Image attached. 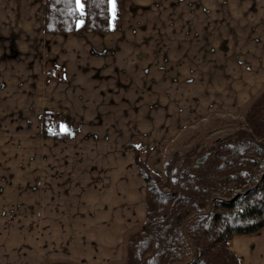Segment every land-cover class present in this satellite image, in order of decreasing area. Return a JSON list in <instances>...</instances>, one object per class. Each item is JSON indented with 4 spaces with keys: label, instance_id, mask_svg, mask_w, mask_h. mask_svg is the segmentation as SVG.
<instances>
[{
    "label": "crops",
    "instance_id": "0c3cea01",
    "mask_svg": "<svg viewBox=\"0 0 264 264\" xmlns=\"http://www.w3.org/2000/svg\"><path fill=\"white\" fill-rule=\"evenodd\" d=\"M151 4L157 0H116L109 34H86L78 22L63 36L44 33L45 0H0V264L122 262L125 235L145 220L146 195L125 146L160 173L164 148L182 129L236 110L252 94L238 105L219 100L246 96L256 71L232 73L227 62L204 68L191 85L173 82L177 70L165 68L180 54L182 17L141 9ZM251 45L243 55L256 65ZM228 73L244 87L226 88ZM46 112L68 139L42 137ZM228 248L239 264H264V229L232 238Z\"/></svg>",
    "mask_w": 264,
    "mask_h": 264
},
{
    "label": "trees",
    "instance_id": "16d2710c",
    "mask_svg": "<svg viewBox=\"0 0 264 264\" xmlns=\"http://www.w3.org/2000/svg\"><path fill=\"white\" fill-rule=\"evenodd\" d=\"M83 11L74 0H45V34H73L78 22L86 34L110 32L109 0H86ZM53 120L43 114L42 137L68 139ZM244 124L208 147L173 152L159 174L135 146H125L146 186L145 220L125 235L123 260L115 264H239L228 242L264 229V86L247 104ZM206 153V162L192 168Z\"/></svg>",
    "mask_w": 264,
    "mask_h": 264
},
{
    "label": "rangeland",
    "instance_id": "374dc122",
    "mask_svg": "<svg viewBox=\"0 0 264 264\" xmlns=\"http://www.w3.org/2000/svg\"><path fill=\"white\" fill-rule=\"evenodd\" d=\"M141 9L144 12L149 10L153 11L157 16H162V12L164 11H167L165 15L171 12H177L178 15L175 18L178 17L179 19L182 17V32H180L178 28L175 33L176 40L179 43L176 49L180 54L175 64L172 63V65H168L171 66V68H165L166 72H172L174 68L177 70V74L175 73L172 79L173 82L178 80L177 82L180 83L181 79H183L184 83L191 85V83L195 81L198 82V80L201 79L200 77L202 73H204V68L206 69L205 71L208 70L209 66L211 69L222 68L223 70L226 62L233 67L229 68L232 69V73L236 69H241L247 73H253L256 69L254 75L250 79L245 80L248 83L247 86L245 85L247 89V91H245L246 96L238 95L232 98L234 96L230 97L227 94L225 97H219V100L222 102L228 104L233 102L235 105H238L252 93L245 103L236 110L226 109L207 114L192 125L182 129L179 136H177L173 142H169L168 145L165 146V150L162 154V164L167 157L175 151L189 149L196 144H200L202 148L208 147L217 139H222L238 129L245 128L244 114L247 104L262 89V86L255 89L254 85L258 80H264V0H157L156 5L151 4ZM136 10L137 9H133V12H136ZM244 18L247 19L244 20ZM160 21L161 20H158V22ZM174 22L179 23V20L176 21L174 19L173 23ZM173 23L171 24L173 25ZM142 30H145V26ZM239 39L245 41V44L238 46V49L230 46V44L232 45L234 42L238 43ZM250 43L255 45L250 46L248 50L249 56L250 58L254 57L253 60L255 64L257 62L258 66L257 64L252 65V62L250 60L247 61L243 55V47H246L244 45H250ZM256 44L260 46L257 47ZM158 50L160 51V49ZM158 50L157 53L159 54ZM216 55H221L223 60L220 63L222 65L218 66L217 64L209 62L211 57H215ZM185 62H188V64H186V71L188 74L183 78L180 67L181 64H185ZM257 67H261V69L259 70ZM224 79L226 88L228 86L234 88L240 85L236 84L235 80L231 79L229 73L225 74ZM228 83L229 85H227ZM240 86L244 87L243 81ZM238 92L241 93L240 91ZM53 118V124L57 126V118ZM149 171L152 174H159L154 173L150 169ZM234 193L239 194L241 190L234 191Z\"/></svg>",
    "mask_w": 264,
    "mask_h": 264
},
{
    "label": "snow or ice",
    "instance_id": "6c2138e0",
    "mask_svg": "<svg viewBox=\"0 0 264 264\" xmlns=\"http://www.w3.org/2000/svg\"><path fill=\"white\" fill-rule=\"evenodd\" d=\"M76 7L80 10V14L83 15L84 11H83V4L81 2V0H74ZM109 3L112 5L113 11L115 10V3L116 0H109ZM61 128L64 129V126L61 125ZM65 131H67L66 129H64Z\"/></svg>",
    "mask_w": 264,
    "mask_h": 264
},
{
    "label": "water",
    "instance_id": "95a60500",
    "mask_svg": "<svg viewBox=\"0 0 264 264\" xmlns=\"http://www.w3.org/2000/svg\"><path fill=\"white\" fill-rule=\"evenodd\" d=\"M208 156H209V153H206L205 155H203L200 158L196 159V161L194 162V165L192 166V168L197 169L200 165L204 164L206 162Z\"/></svg>",
    "mask_w": 264,
    "mask_h": 264
}]
</instances>
